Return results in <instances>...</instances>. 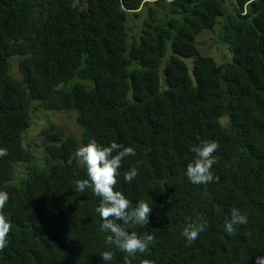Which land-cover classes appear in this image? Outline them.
I'll return each instance as SVG.
<instances>
[{
	"label": "trees",
	"instance_id": "16d2710c",
	"mask_svg": "<svg viewBox=\"0 0 264 264\" xmlns=\"http://www.w3.org/2000/svg\"><path fill=\"white\" fill-rule=\"evenodd\" d=\"M129 16L141 20L132 40ZM219 24L232 54L222 63L196 44ZM14 57L23 79L11 75ZM37 110L76 115L82 136L50 125L37 154L26 140ZM92 139L136 152L115 188L133 207H152L148 226L128 231L155 241L132 264H256L264 256V0H0V148L8 150L0 191L9 193L12 225L0 264H125L126 253L105 243L99 197L75 190L88 178L75 152ZM205 140L219 143L211 169L219 180L193 184L191 149ZM233 208L248 222L229 236ZM200 223L205 230L188 245L184 229ZM104 251L113 260L104 262Z\"/></svg>",
	"mask_w": 264,
	"mask_h": 264
},
{
	"label": "clouds",
	"instance_id": "9594fccd",
	"mask_svg": "<svg viewBox=\"0 0 264 264\" xmlns=\"http://www.w3.org/2000/svg\"><path fill=\"white\" fill-rule=\"evenodd\" d=\"M218 149L219 143L213 140L202 141L199 146H194L191 149L196 154V158L187 165L186 176L190 182L199 185L210 183L214 179L219 180V177L214 178L211 171L212 166L218 160V157L214 155ZM7 154L6 148H0V157ZM135 154L133 147H125L116 142H112L110 146H104L97 143L95 139H92L86 146L81 145L75 152L77 163L87 168L88 176L87 179H77L74 182L75 190L83 193L86 189L91 188L92 192L99 197V204L95 211L103 221L100 230L110 233L106 237L105 243L126 253L125 264H132L130 258L135 257L137 253L146 252L155 241V236L147 232L138 234L136 231H128L129 228L136 226L147 227L150 223L149 216L152 207L144 200H139L133 207L132 201L115 188L124 158ZM137 175L138 169L133 167L124 173V180L131 183ZM8 200L9 193L0 191V251L8 246V235L12 228L4 212ZM118 221L122 223H118ZM247 222V214L233 208L230 219L225 221V231L229 236L234 235L235 226L245 225ZM205 227L204 223H200L184 229L182 235L186 237L188 245L198 238ZM100 255L104 262L114 258L112 251H104ZM140 264H155V261L144 259ZM256 264H264V256H258Z\"/></svg>",
	"mask_w": 264,
	"mask_h": 264
},
{
	"label": "rangeland",
	"instance_id": "374dc122",
	"mask_svg": "<svg viewBox=\"0 0 264 264\" xmlns=\"http://www.w3.org/2000/svg\"><path fill=\"white\" fill-rule=\"evenodd\" d=\"M233 8L234 7L231 6V10H233ZM147 14L148 12L145 11L141 14V17L146 19L148 17ZM221 26L222 25H220L219 28H216L214 30L206 31L196 40L198 48L204 54L216 59V61L219 63H222L224 61H230L232 59V54L228 45L224 42H220L219 40ZM128 27L130 29L129 34L132 40L134 36H138L141 32V20H136L133 16H129ZM19 61L20 59L17 57L11 59V75L17 79H23V76L21 75L18 69ZM188 63L192 65L191 61H188ZM50 125L63 127L64 129H66L67 133L73 134L78 138H80L83 133V128L79 125L76 115L62 112H46L43 110H37L32 114L31 127L28 133L26 134V140L33 145L37 154H41L45 150V139L41 136V132L43 129L49 127ZM24 169L25 167L23 166H19V168L17 169L20 172V177H22V172Z\"/></svg>",
	"mask_w": 264,
	"mask_h": 264
}]
</instances>
